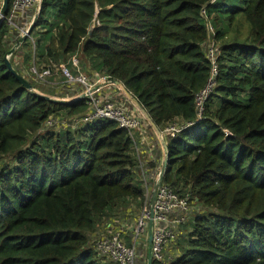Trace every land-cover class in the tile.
Returning a JSON list of instances; mask_svg holds the SVG:
<instances>
[{
    "label": "trees",
    "instance_id": "obj_1",
    "mask_svg": "<svg viewBox=\"0 0 264 264\" xmlns=\"http://www.w3.org/2000/svg\"><path fill=\"white\" fill-rule=\"evenodd\" d=\"M9 35L4 22L0 264H113L92 237L109 217L148 206L134 134L99 120L50 130L49 120L83 119L91 106L23 87L7 65ZM22 49L40 73L63 75L56 66L82 58L166 134L162 183L200 206L170 264H264V0H43ZM17 55L10 63L22 75Z\"/></svg>",
    "mask_w": 264,
    "mask_h": 264
},
{
    "label": "built area",
    "instance_id": "obj_2",
    "mask_svg": "<svg viewBox=\"0 0 264 264\" xmlns=\"http://www.w3.org/2000/svg\"><path fill=\"white\" fill-rule=\"evenodd\" d=\"M39 2L40 0H13L5 22H7L10 28L19 30L22 37L26 36L33 23L34 16L24 29L21 28L23 17L26 16L29 18V15L32 14V12L35 15V12L39 10ZM209 30L211 33L214 32L210 26ZM207 49L210 57L213 58L215 54L213 46L207 45ZM11 57L12 56H9L8 59L10 60ZM79 63L80 60L77 56L73 57L69 62L77 74H73L66 65L60 66L59 69L62 71L64 78H66V81H68L69 84L84 89L81 95H78L71 100H88L87 102L91 106V112L83 119H51L47 122V127L53 128L54 126L60 125L64 129H76L79 126L91 124L98 120L115 122L120 128L130 130L134 133L135 148L139 155H141L135 132L139 131L141 128H145L146 131L149 129L148 125H144V123H146V121H144V116H138L128 107L129 100L127 101V98L120 88L113 84V80L98 74L91 75L93 80H89L81 73ZM33 68L36 70H34L35 74L40 80H45L47 77H52V75H54V70L52 68H47L42 73L38 72L35 66H33ZM215 73L216 71L214 69V74ZM212 85L213 84H210V86L197 99L200 113L204 110V100L211 93ZM102 89H115L118 90L119 93L116 94V92H112L111 95H103L100 94ZM93 107L94 109L92 110ZM166 132H179V130L175 126L168 129ZM165 136L166 134L162 133L160 137L161 140L157 139L156 144L152 148L153 151H159L163 154V160L165 159V153L162 144ZM161 171V169L156 172L141 169L143 175L142 178L147 186L148 206L142 211L139 219L135 221L134 226H129L127 224H122L121 226L119 224V229L114 230L112 228L108 235H103V233H101L95 239L93 242L94 249L101 259L113 264H140L137 247L140 245L144 236L147 235L149 238L150 223L152 221L153 241L151 251L153 260L163 264H170L172 259L165 257V250H167L169 246L177 244L178 239L181 238L182 227L190 220V217L188 220V215H190L188 213L190 209V200L181 197L172 191L170 187L163 184L161 182ZM147 175L148 177H146ZM152 180L154 181V187L152 196L150 197L149 185L152 184ZM154 192L156 193V196L153 203ZM129 213L132 214L131 210ZM129 234H131L132 238L128 236ZM127 238L131 241V246L127 245Z\"/></svg>",
    "mask_w": 264,
    "mask_h": 264
},
{
    "label": "rangeland",
    "instance_id": "obj_3",
    "mask_svg": "<svg viewBox=\"0 0 264 264\" xmlns=\"http://www.w3.org/2000/svg\"><path fill=\"white\" fill-rule=\"evenodd\" d=\"M2 1L0 0V9L2 6ZM37 34V33H36ZM36 34L34 33L33 36L36 38ZM17 35V34H16ZM20 37L19 36H12L10 37L9 40V49L11 50H15L17 48V42L18 39ZM20 48V46H19ZM18 48V49H19ZM215 51V48H213ZM10 50V51H11ZM28 51L23 50V54H27ZM15 53H17L18 58L15 61L16 64V68L22 73V76L33 86V92L38 94V95H43V96H47L50 97L56 101L58 100H71L72 98L81 95L84 91L83 88L73 85V84H69L67 83L66 79L64 78V76L61 73H56L52 78H50V80H47L45 83L39 82L38 81V77L35 74V69L33 68V65L28 66L25 61H24V56L21 53V50H17L15 51ZM80 60V71L81 73L86 76L89 80H93L91 74L93 73L86 64H84V60L82 58H79ZM38 66V65H36ZM65 66V65H62ZM98 66L101 67V63L98 62ZM60 67V66H56ZM67 67V65H66ZM37 68V67H36ZM70 70L73 71L72 67H69ZM35 70V71H34ZM56 71V69H54ZM112 92H116L115 89H112L109 93ZM119 92L117 91L116 94H118ZM128 101V100H127ZM129 102V101H128ZM131 107H135L130 103ZM94 109V107L92 108V110ZM55 120H64V119H55ZM66 120V119H65ZM144 125H148L146 123H144ZM149 126V125H148ZM150 127V126H149ZM50 130H53L55 132H58L60 130H64V128L60 125L58 126H54L53 128H51ZM150 130L151 127H150ZM149 129L147 130V134L149 139L152 137V140H157L156 136H154L153 130L152 132ZM137 131V130H136ZM140 131V130H139ZM138 132V134L140 135V133ZM137 132H135V137L137 138ZM134 134V133H133ZM142 156V155H141ZM147 161H145V158L142 157L141 160V165H140V169H146L147 171H151L152 170V164H148L145 163ZM139 176H143L142 172L140 171ZM148 177V175L146 176ZM152 184L149 185V190H150V197L152 196L153 193V187H154V181H151ZM200 210V206H198L195 202H192L190 204V209H189V214L188 215V220L190 217H193V215L195 216V214ZM130 211V210H129ZM132 211V210H131ZM140 214H134L131 215L129 212L128 213H120L116 216H111L109 217L106 221L104 220L101 223V226L98 229V233L94 234V236L92 237V243L95 241V239L101 234L103 233V235H108L111 232V229L113 228L114 230L119 229L120 225L122 226V224H127L129 226H134L135 225V221H137L139 219ZM120 224V225H119ZM182 232V230H181ZM129 237H131V234L128 235ZM183 237V236H182ZM132 238V237H131ZM148 236H144L140 242V245L137 247V251H138V256H139V263L140 264H145V257H147L148 255V250H149V243H148ZM180 241V238L178 239V242ZM175 248L171 249L172 252H176L178 253V255H180V251L179 248L177 249V251L174 250ZM166 251V250H165ZM177 255V254H176ZM177 257V256H176Z\"/></svg>",
    "mask_w": 264,
    "mask_h": 264
},
{
    "label": "water",
    "instance_id": "obj_4",
    "mask_svg": "<svg viewBox=\"0 0 264 264\" xmlns=\"http://www.w3.org/2000/svg\"><path fill=\"white\" fill-rule=\"evenodd\" d=\"M42 2L43 0H40L39 2V10L36 12L35 16H34V20H33V23L28 31V34L26 36H23L21 38V40L19 41V43L16 45L17 48L14 50H11L8 55L6 56V60H7V65L10 69V71L13 73V75L15 76V78H17V80L22 84L23 87H25L26 89L30 90V91H33V86L22 76L20 75L14 68L13 66L11 65L10 63V60L8 59L9 56H12L15 51L19 48V46H21L27 39L28 37L30 36L31 32L33 31V29L35 28L37 22H38V19L40 17V11H41V5H42ZM9 10H10V0H3L2 1V6H1V9H0V26L5 22V19L9 13ZM113 84L120 88V90L124 93L125 97L130 100L132 102L133 105H135L139 110H141V112L143 113V115L146 117V119L148 120V122L150 123V125L152 126L153 130L161 137V132L158 130V128L154 125V123L152 122V120L147 116L146 112L140 107V105L138 104V102L131 96V94L128 92V90L125 88V86L120 82V81H113ZM40 97H43V98H46L47 100H51V101H56L50 97H47V96H42V95H39ZM78 100H81V99H78ZM76 100H71V101H60L62 103H66V104H70V103H73L75 102ZM59 102V101H57ZM163 142V141H162ZM163 145H164V151H165V159H164V164H163V168H162V171H161V182H162V178L163 176L165 175V172H166V168H167V165H168V160H169V155H168V149L165 145V143L163 142ZM155 196H156V193L154 192L153 194V203L155 201ZM150 235H149V240H148V243H149V252H148V260H149V264H152L153 263V257H152V251H151V246H152V241H153V235H152V221L150 223Z\"/></svg>",
    "mask_w": 264,
    "mask_h": 264
},
{
    "label": "crops",
    "instance_id": "obj_5",
    "mask_svg": "<svg viewBox=\"0 0 264 264\" xmlns=\"http://www.w3.org/2000/svg\"><path fill=\"white\" fill-rule=\"evenodd\" d=\"M35 14H36V12H35ZM33 16H35L34 15V13L32 12V14H30L29 15V18H27L26 16H24L23 17V22H22V25H21V28L22 29H24V28H26V26H27V24L30 22V20L33 18ZM17 34V35H16ZM12 36H19L20 38L18 39V42H17V44L19 43V41L21 40V38H22V36H21V32L19 31V30H16V29H12V28H10V35H9V37H8V47H9V40H10V37H12ZM11 50V49H10ZM17 50H21V53L23 52V49H22V45L20 46V48L19 49H17ZM16 50V51H17ZM24 52H25V50H24ZM23 54V53H22ZM13 56V55H12ZM11 59H12V57H11ZM10 59V60H11ZM85 64V63H84ZM89 68V67H88ZM91 71H92V69L91 68H89ZM93 72V71H92ZM93 74H95L94 72L91 74V75H93ZM111 90H108V89H102L101 90V92H100V94H103V95H107V94H109V95H111V93H109ZM118 90H116V92H117ZM128 100V99H127ZM130 103L132 104V102L129 100V102H128V107L133 111V112H135L138 116H140V117H142V116H144L143 115V113L140 111V110H138L137 109V107L135 106V105H133V106H135V107H131L130 106ZM146 124H148L149 125V122H146ZM144 126V125H143ZM139 133H140V135L138 134V132H137V141H138V146H139V152H140V154L142 155L141 156V160H142V157H144L145 158V161H147V162H145V163H148V164H152L153 166V168H152V172H156V171H158L159 169H162V166H163V161H161L160 159H161V153L158 151H153L152 150V148H153V146L156 144V142H157V140H152V137L149 139V137H148V134H147V131H146V129L145 128H141L140 129V131H139ZM153 133H154V136H156V139H160L161 140V138H160V136L153 130ZM163 145V144H162ZM184 237V236H186V232H184L183 230H182V232H181V235H180V237ZM178 243L179 242H177V244H175V245H171V246H169L168 247V249L165 251V257L166 258H170V259H174V258H176V256H178V253H176V252H172L171 251V249H173V248H175L174 250L175 251H177V249H178ZM177 254V255H176ZM145 264H149V260L148 259H146L145 260Z\"/></svg>",
    "mask_w": 264,
    "mask_h": 264
}]
</instances>
